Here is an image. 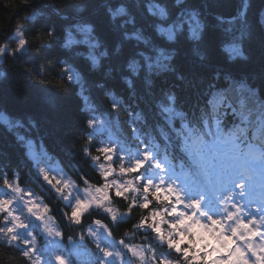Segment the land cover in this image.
Wrapping results in <instances>:
<instances>
[{
	"label": "snow or ice",
	"instance_id": "obj_1",
	"mask_svg": "<svg viewBox=\"0 0 264 264\" xmlns=\"http://www.w3.org/2000/svg\"><path fill=\"white\" fill-rule=\"evenodd\" d=\"M31 5L24 0L16 10L20 16L0 43V60L26 55L35 41L37 53L53 54L41 57L39 74L24 71L38 76L42 90L55 91L37 94L52 109L61 95L74 92L81 100L88 132L79 151L100 182L41 167L36 141L16 134L25 122L0 108V129L14 136L64 202L63 218L79 231L78 243L68 236L64 244L49 205L21 187L18 173H4L0 249L18 264H77L80 257L86 264H264V76L224 71L211 56L215 42L229 65L248 62L250 0L229 17L210 12L207 0H103L105 24L87 19V6L69 5L57 12L60 27L53 24L30 41L20 21L36 23L44 15ZM92 74L99 79L90 82ZM0 78L7 73L0 71ZM93 87L109 101L106 109L93 101ZM27 125L38 127L31 118ZM125 125L131 146L114 135ZM105 136L107 142L97 143ZM40 152L53 159L42 141ZM117 201L123 211L114 207ZM93 212L105 219L97 216L84 227ZM129 222L145 242L117 239L114 229Z\"/></svg>",
	"mask_w": 264,
	"mask_h": 264
},
{
	"label": "trees",
	"instance_id": "obj_2",
	"mask_svg": "<svg viewBox=\"0 0 264 264\" xmlns=\"http://www.w3.org/2000/svg\"><path fill=\"white\" fill-rule=\"evenodd\" d=\"M24 0H0V43L5 42V36L8 32L14 31L15 24L20 12L16 10L22 7ZM103 0H32V7L43 12L44 15L38 18L36 23L31 21L20 22L26 27L24 31L27 34V39L33 40L39 33H43L48 28L55 24L60 27L64 21H61L57 12H63L66 6L69 5H85L88 7L87 19L93 20L100 24H105L104 10L101 7ZM199 3V0H197ZM208 10L212 13L219 14L225 17L238 14L242 0H207ZM250 8L248 9V22L251 24L252 39L246 42L245 49L250 57L247 63L237 62L234 65L227 63L226 56L220 52L218 44L213 43L212 63L219 66L224 71H233L240 75H246L249 79L261 78L264 76V0H250ZM16 16L14 17V13ZM211 21V17H209ZM214 23V21H212ZM239 24V21L237 22ZM39 41L32 42L26 55H21L18 59H10L7 64L0 60V71L7 73L8 78L0 83V108H7L14 116L19 117L25 122V127L16 129V134L24 136L26 139H34L36 141L39 152L37 158L41 160L40 166H57L63 169V172L73 180H79L83 175L90 182L99 183L100 177L95 171L94 165L88 157H85L79 151V148L85 143L84 133L88 129L84 127L86 114L80 111L82 107L81 100L73 94L59 96L58 106L52 109L45 104L43 94L38 99V93L47 91L49 94L55 95L53 89L42 90L38 83L34 81L38 76H29L24 71L25 66L30 67L32 73H40V63L42 56L51 57L53 54L47 50L37 53ZM14 47V43L11 44ZM108 65H105L107 67ZM49 71L53 72L52 69ZM58 71V70H56ZM85 73L87 67L85 66ZM47 81L54 86L58 83L52 75H48L45 71ZM89 81L98 80L99 77L95 74L88 76ZM62 91V89H61ZM102 90L92 88V99L100 105L102 109L108 107L109 101L103 97L100 92ZM121 119L124 118V113H120ZM36 121L37 129H31L27 125L28 119ZM114 135L120 138L122 142L131 146L134 141L130 140L127 135L126 125L120 130H114ZM108 137L99 138L97 143L107 142ZM41 141L46 147L47 152L53 157L51 161L47 156L40 152ZM96 146V140H93L92 147ZM14 171L19 174L21 187H26L34 192L44 203H47L52 210V215L56 220V225L64 232V241L68 236H73L74 239L79 237V231L75 230L63 218L59 209L55 206L63 208V205L55 200L48 189L40 183V179L36 175V168L32 162L24 155V151L15 142L13 135L0 129V174L6 173L10 178ZM83 187V185H80ZM124 202L117 201L114 207H118L121 211L124 210ZM140 214L139 210H135L132 217V222H135L136 217ZM99 216L102 220L103 215L91 214L84 221V227L91 223L92 217ZM132 222L123 223L114 229L117 239L124 238L129 243H143L144 237L142 234H135L132 230ZM128 232V236L124 233ZM148 242L154 243L152 238L148 237ZM89 246H93L88 242ZM157 251H163L158 245ZM0 264H18L16 259L10 254L0 249Z\"/></svg>",
	"mask_w": 264,
	"mask_h": 264
},
{
	"label": "rangeland",
	"instance_id": "obj_3",
	"mask_svg": "<svg viewBox=\"0 0 264 264\" xmlns=\"http://www.w3.org/2000/svg\"><path fill=\"white\" fill-rule=\"evenodd\" d=\"M37 151V150H36ZM37 154L39 155V152L37 151ZM37 155V156H38ZM51 166V165H50ZM41 167H43V166H41ZM53 169H55V171L52 173V174H54V175H57L58 177L59 176H65V173H63V172H61L60 171V169L57 167V166H51ZM98 173V172H97ZM67 176V175H66ZM45 184V183H44ZM45 186L46 187H48L46 184H45ZM49 188V187H48ZM82 188V187H81ZM50 191H52L51 189H50ZM53 192V194H54V196H55V198L58 200V201H60V203L61 204H63L64 205V202L59 198V197H57L56 196V194L54 193V191H52ZM83 193L81 192V195H82ZM36 198V197H35ZM38 199V198H37ZM41 201V200H40ZM0 219H2V217H0ZM34 223H38V222H34ZM53 227H56V225H55V223H53V225H52ZM57 228V227H56ZM46 240V238H44V237H41V240H40V243L43 245V243H44V241ZM74 242L75 243H78L79 242V237H77L75 240H74ZM63 243L64 244H67L68 243V240L67 241H63ZM87 247L89 248V249H92V250H94V244H93V247L92 248H90L88 245H87ZM86 260H87V257H80L79 258V260H78V262H77V264H86Z\"/></svg>",
	"mask_w": 264,
	"mask_h": 264
}]
</instances>
